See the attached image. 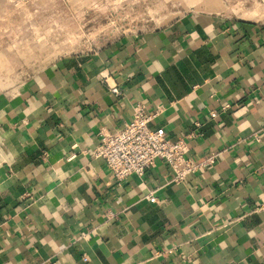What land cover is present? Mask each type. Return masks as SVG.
<instances>
[{"label": "crops", "instance_id": "1", "mask_svg": "<svg viewBox=\"0 0 264 264\" xmlns=\"http://www.w3.org/2000/svg\"><path fill=\"white\" fill-rule=\"evenodd\" d=\"M137 102L211 162L118 182L95 151ZM0 264H264V0L191 10L1 96Z\"/></svg>", "mask_w": 264, "mask_h": 264}, {"label": "rangeland", "instance_id": "2", "mask_svg": "<svg viewBox=\"0 0 264 264\" xmlns=\"http://www.w3.org/2000/svg\"><path fill=\"white\" fill-rule=\"evenodd\" d=\"M251 6L252 0H240ZM238 0H0V97L60 58L88 54L191 11Z\"/></svg>", "mask_w": 264, "mask_h": 264}, {"label": "built area", "instance_id": "3", "mask_svg": "<svg viewBox=\"0 0 264 264\" xmlns=\"http://www.w3.org/2000/svg\"><path fill=\"white\" fill-rule=\"evenodd\" d=\"M120 95L118 85L111 86ZM134 117L116 132L102 134L95 153L102 158L118 182L130 175L142 176L161 159L172 170L174 181H184L196 172L199 165H207L211 159L197 163L189 156V144L185 138H168L163 127L152 128L156 113H149L143 102L133 106ZM216 116V112H212ZM150 201H155L154 195ZM86 259V258H85Z\"/></svg>", "mask_w": 264, "mask_h": 264}]
</instances>
